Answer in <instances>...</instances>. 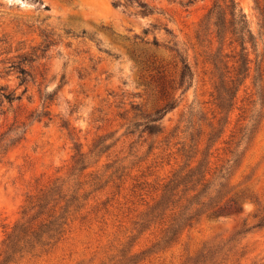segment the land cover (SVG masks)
Returning <instances> with one entry per match:
<instances>
[{"label": "rangeland", "instance_id": "obj_1", "mask_svg": "<svg viewBox=\"0 0 264 264\" xmlns=\"http://www.w3.org/2000/svg\"><path fill=\"white\" fill-rule=\"evenodd\" d=\"M234 1L256 46L225 114L215 106L206 60L217 45L195 39L213 0H0V251L28 197L57 180L76 198L59 241L11 264H122L132 255L136 264H184L203 246L230 239L213 264H264V225L255 227L264 218V0ZM138 2L153 14L140 15ZM177 55L193 73L185 91ZM169 101L175 107L161 133L131 129ZM219 119L226 124L209 150L211 168L230 159L249 119L258 121L229 181L239 212L205 215L175 243L152 248L164 227L139 233L140 217L184 164L182 146L196 140L193 165ZM77 151L82 171L73 170Z\"/></svg>", "mask_w": 264, "mask_h": 264}, {"label": "trees", "instance_id": "obj_2", "mask_svg": "<svg viewBox=\"0 0 264 264\" xmlns=\"http://www.w3.org/2000/svg\"><path fill=\"white\" fill-rule=\"evenodd\" d=\"M121 1L114 0L113 6H118ZM192 1L195 0H180V4L186 6L185 4H190ZM138 7L140 9L138 13L142 16L153 14L154 8L145 2H138ZM164 31L168 32L167 29ZM195 39L200 45L206 42L211 46L213 41L217 45L215 51L207 55L206 60L212 67L215 79L213 87L215 106L220 113L226 114L249 73L248 48L255 50V36L248 26L244 13L234 0H213L198 23ZM152 43L156 45V40L153 39ZM225 47L228 48V52L225 51ZM178 57L180 63L178 88L185 91L193 82V73L186 60L181 56ZM21 58L24 62H30ZM18 70L21 76L26 75L23 69ZM20 82L22 84L25 81L22 78ZM54 95L55 93L44 95L43 102H51ZM2 98L12 101L8 95H3ZM174 107L175 102L169 101L152 116L140 114L142 119L132 122L130 127L133 131L141 128V132L148 135L161 133V120ZM249 122L250 128L241 130L242 135L229 152L230 159L219 167L211 168L209 150L221 136L226 119H219L216 126L209 124L210 131L200 152L201 157L193 165L192 161L195 160L198 152L196 140L190 139L191 144L187 150L182 146L181 155L185 159L184 164L174 170L163 182L156 200L145 210L136 225L139 233L156 226L164 227L159 241L153 244L152 248L155 249L159 245L168 247L175 243L185 229L190 228L205 215L220 216L239 212L236 199L230 197L232 187L229 181L244 152V149L239 151V147L242 143L250 141L258 123L256 119H249ZM98 146L94 145L92 151L101 152L106 148L104 146L98 148ZM86 167L84 155L77 151L73 170L82 171ZM75 203L74 194L64 192L63 183L57 180L28 197L22 209L21 219L12 226L2 242L0 264H11L17 256L59 241L64 233L69 208ZM263 225L264 218L260 219L255 227ZM232 241L233 239H230L223 244L205 245L184 264H213L219 254L225 250V245ZM136 257L138 255H132L122 264H136Z\"/></svg>", "mask_w": 264, "mask_h": 264}]
</instances>
